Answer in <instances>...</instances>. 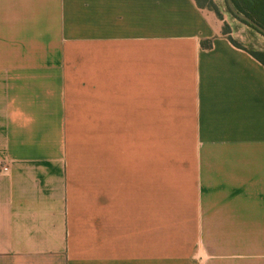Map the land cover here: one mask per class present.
Listing matches in <instances>:
<instances>
[{
	"label": "crops",
	"instance_id": "crops-1",
	"mask_svg": "<svg viewBox=\"0 0 264 264\" xmlns=\"http://www.w3.org/2000/svg\"><path fill=\"white\" fill-rule=\"evenodd\" d=\"M222 28L196 0H0V264H264V66ZM157 137L201 149L179 208Z\"/></svg>",
	"mask_w": 264,
	"mask_h": 264
},
{
	"label": "rangeland",
	"instance_id": "rangeland-1",
	"mask_svg": "<svg viewBox=\"0 0 264 264\" xmlns=\"http://www.w3.org/2000/svg\"><path fill=\"white\" fill-rule=\"evenodd\" d=\"M205 9L213 11L222 19V31L235 43L248 50L264 51V35L248 24L242 22L232 14L226 0H199ZM212 4L216 12L207 5ZM161 123H157V128ZM195 139L191 138H156V165H157V199L164 195L166 209L174 204L183 206L186 197L191 193L194 180V165L196 155L201 149H190ZM211 152L212 149H204ZM206 154L204 155L205 159ZM206 166V164H205ZM207 169L210 171L211 166ZM222 211L226 210V202H221ZM158 209V208H157ZM160 209V207H159Z\"/></svg>",
	"mask_w": 264,
	"mask_h": 264
},
{
	"label": "trees",
	"instance_id": "trees-1",
	"mask_svg": "<svg viewBox=\"0 0 264 264\" xmlns=\"http://www.w3.org/2000/svg\"><path fill=\"white\" fill-rule=\"evenodd\" d=\"M232 1H233V4L235 5L236 9L239 12L246 14L247 16H249L250 18H252L255 22H257L259 25H261L262 27H264V0H232ZM196 2H197V4L199 6L204 7L203 5H201L199 3V0H196ZM207 6L210 9H212V10H214L216 12V10L214 9V7H212V4H209ZM216 14H217V12H216ZM241 21L244 22V23H246V24H248L249 26H251L255 30H257L251 24H249V23H247V22H245L243 20H241ZM258 32H260V31H258ZM223 34H226V31L223 30ZM228 39L235 46H237V47H239V48L247 51L249 54H251L255 59H257L264 66V51L248 50V49H245L244 47L238 45L237 43H235L230 37H228Z\"/></svg>",
	"mask_w": 264,
	"mask_h": 264
},
{
	"label": "water",
	"instance_id": "water-1",
	"mask_svg": "<svg viewBox=\"0 0 264 264\" xmlns=\"http://www.w3.org/2000/svg\"><path fill=\"white\" fill-rule=\"evenodd\" d=\"M226 3L228 5L229 10L239 19L251 24L252 26H254L258 31H260L261 33L264 34V27H262L261 25H259L257 22H255L252 18H250L249 16H247L244 13L239 12L235 5L233 4L232 0H226Z\"/></svg>",
	"mask_w": 264,
	"mask_h": 264
},
{
	"label": "built area",
	"instance_id": "built-area-1",
	"mask_svg": "<svg viewBox=\"0 0 264 264\" xmlns=\"http://www.w3.org/2000/svg\"><path fill=\"white\" fill-rule=\"evenodd\" d=\"M0 167H1L0 171H8L9 170V166L5 161L0 162Z\"/></svg>",
	"mask_w": 264,
	"mask_h": 264
}]
</instances>
